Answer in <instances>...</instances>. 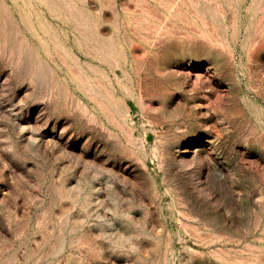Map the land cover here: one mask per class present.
<instances>
[{"label":"rangeland","instance_id":"1","mask_svg":"<svg viewBox=\"0 0 264 264\" xmlns=\"http://www.w3.org/2000/svg\"><path fill=\"white\" fill-rule=\"evenodd\" d=\"M0 264H264V0H0Z\"/></svg>","mask_w":264,"mask_h":264}]
</instances>
